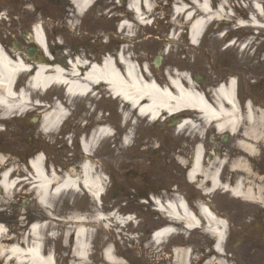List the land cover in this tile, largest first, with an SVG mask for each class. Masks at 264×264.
<instances>
[{"label":"flooded vegetation","instance_id":"obj_1","mask_svg":"<svg viewBox=\"0 0 264 264\" xmlns=\"http://www.w3.org/2000/svg\"><path fill=\"white\" fill-rule=\"evenodd\" d=\"M234 1L150 0L152 13L146 16L153 17L155 25L130 33L124 28V24L133 18L127 13V0H0V53L8 61L21 62L31 68L30 72L14 75L9 87L15 95L29 93L27 84L38 63L50 67L60 65L67 80H80L90 67L100 66L106 57L115 60L116 56H123L130 60L132 51L154 49L163 52L167 48L173 50V54L160 59L162 70L168 73L165 66L174 65L175 74L188 73L195 81L192 89L195 95L213 110H225L239 121L235 135L226 131L219 134L215 123L205 121L201 112L184 108L182 116L189 117L195 129L185 130L178 141L171 127H163L161 132L165 135L158 140L153 152L158 163L155 159L149 164L158 166L160 173H166L174 183L169 187L157 183L147 185L140 167L136 171H122L123 178L133 174L141 180L143 184L138 187L141 196L152 192L170 193L183 187L180 192L190 207L205 205L215 217L226 219L227 239L221 246L223 255L215 251L214 239L200 238V242H195L198 239L194 237L191 245L194 264H203L207 260L217 264L220 261L217 256L224 257L225 264H264V130L258 141L247 140L244 130L248 113L264 120V32L260 37L254 33L249 21L254 13L250 0L242 3L244 8L235 5ZM202 2L207 4L205 15ZM181 7L183 9L178 11ZM140 10L144 13L143 6ZM196 18L205 19V24L193 32L191 25ZM143 63L144 60L137 59L135 65L141 67ZM147 65L153 68L154 76H161L155 73V65ZM114 66L122 70L123 65L114 62ZM231 79L234 86L229 91ZM221 88L231 94L234 108L224 99ZM91 90L88 97H70L64 101L68 117L61 132L72 138L71 143L76 149L105 121L102 89L92 86ZM6 91L7 87L1 83L0 95L4 98ZM35 96L37 103V93ZM108 104L111 128L117 129L120 136L115 145L121 146L124 139L121 120L114 118L121 104L117 100ZM39 123L40 118L32 123L33 126H26L23 116L3 115L0 110V152L15 158L14 168L19 169L21 176L30 177L29 159L42 146ZM171 141H174V147H170ZM243 142L246 146L239 147ZM150 144L149 141L131 142L133 147L146 145L144 149L151 147ZM198 146L203 153L200 174L188 182L187 174L194 166ZM168 155L171 156L169 160ZM248 185L251 196L246 201L241 195L233 197L227 192L238 187L244 193L243 188ZM30 189L24 184L16 189L18 194L14 195L9 212L0 213V226H6L10 237L19 242L23 237L27 238V230L35 224L39 229L41 257L51 256L52 264L74 263L72 245L71 248L68 245L65 230L56 229L53 235L46 214L37 207L33 194L28 193ZM25 194L28 197L24 198ZM219 199L222 201L216 205ZM227 200L235 203L220 209L221 203ZM246 216L249 217L247 226L243 225ZM152 229L144 228L147 245ZM237 234L241 241L237 242ZM26 243H29L28 238ZM19 244L23 246L24 242ZM169 248L162 254L169 252ZM97 255H93L92 261L99 262L101 254L98 252ZM0 264L5 263L0 260ZM146 264L158 263L148 259Z\"/></svg>","mask_w":264,"mask_h":264},{"label":"bare ground","instance_id":"obj_2","mask_svg":"<svg viewBox=\"0 0 264 264\" xmlns=\"http://www.w3.org/2000/svg\"><path fill=\"white\" fill-rule=\"evenodd\" d=\"M137 1L138 0H129V6L132 10H136ZM143 4L147 10L150 9L147 0H144ZM201 26L202 21H198L195 23L194 29ZM255 26L264 28V25L261 26L256 24ZM26 70L27 68L25 69L24 65L8 61L0 53V83L5 84L6 87H9L17 72H23ZM123 71L124 74L121 76L119 72L112 68L110 61L105 60V63L100 68L94 66L90 68L89 73L86 75V78H84V82L105 84L110 95L117 96L120 101L126 103L131 110L136 112L137 115L144 120L149 119L151 121H157V119L165 113L168 115H177L178 110L183 103L189 106H197L201 110H204L201 104L197 105L196 100L191 95L184 97L181 93V88L178 86L177 80H171L169 88L162 89L158 88L153 83H148V81H141L138 78V73L135 69L128 64L124 65ZM64 81V74H62L59 68L46 69L44 67H39L35 77L29 79L27 86L28 88L33 87L44 91L53 84H62L66 85L67 93L69 95H84L88 90L86 85L78 84L76 81H73L72 84L65 83ZM8 96L10 97L11 94L8 93ZM12 97L14 102L12 106L7 105V101L0 98V109L4 112H6V110L14 109L16 114L24 113V115H27L29 108H27L28 100L26 97L24 95H21V97H18L17 95ZM208 113L209 116L215 117V113L211 110L208 111ZM63 116L64 112L61 107H55L53 110L45 111L41 117L42 131L50 132L51 130H55L60 121L64 118ZM232 124L234 125L232 120L225 118L221 126L219 124V129L224 125L231 128ZM109 134L110 131L108 129H99L93 135L92 143L96 141V139L108 136ZM83 148L85 153L91 155L90 148L87 146H83ZM197 154L195 170L191 172V176H193L194 172L198 169L197 163L200 158V153ZM80 169L79 172L74 170L73 173L59 178L53 171L49 173L44 171L41 167V160L35 159L31 162V181L34 183V190L37 193L38 203H40L42 207L44 206L45 208L50 209L53 203V196L58 197L68 192L79 193L80 189L87 190L93 201L99 199L103 193L104 180L88 162L84 163ZM10 176L11 172L9 171L2 176L0 181V187L6 194H10L17 184L14 180H10ZM233 192L234 195H240L237 188L234 189ZM166 208H168L167 216L169 219L175 220L173 221V224H176V227L179 228L180 226H183L186 229L193 230V228L200 226V228L216 234V238H218L219 242L223 240L220 221L211 216L206 208H200V216L205 219L204 225L201 224L197 218L192 216L181 199H174L167 204ZM104 219L105 218H100L95 222L102 223ZM76 222L79 225L74 226L73 224H76ZM84 222V219L77 216L71 219L73 228L70 234L73 237V255H75V258L78 260L77 264H84L85 259L88 257L87 253L89 244H87V241L89 240L90 233L89 229L83 225ZM36 230L37 227L34 226L32 232H35ZM177 230L179 229H162L161 232L154 235V243L162 244V242L167 241L166 238L171 239L177 233ZM2 235H4V229L1 227L0 239ZM32 240L33 243L30 245L31 247L23 250L15 246L8 248L2 247L0 248V255L8 257L10 261H14L17 264H50V258H44L40 255L41 246H39L38 237H33ZM187 256L188 253L186 251H176V263L187 264L188 261H185ZM105 259L108 264H123L121 261L119 262L113 259L108 252L105 253Z\"/></svg>","mask_w":264,"mask_h":264},{"label":"rangeland","instance_id":"obj_3","mask_svg":"<svg viewBox=\"0 0 264 264\" xmlns=\"http://www.w3.org/2000/svg\"><path fill=\"white\" fill-rule=\"evenodd\" d=\"M234 2H235V5L239 4V6L243 8L244 6L242 5V3L247 2V0L245 1L235 0ZM50 94H53V93H50ZM40 104L42 105V107H44L43 109L49 106L48 105L49 103H46L45 100H43V97L41 98ZM107 106L109 105L106 104V107ZM119 114L123 116V118L124 116H129L128 111H124V109H122L121 112L119 111ZM33 117H36V115L31 116L29 118L32 119ZM144 130H145L144 131L145 133L151 132L150 129L147 127L144 128ZM159 134L161 135V137L165 135L164 132H159ZM159 134L157 133V135H147V136L148 138H157ZM43 138L45 139V140L43 139L45 156H46V160L49 162V163L46 162L47 171H48L47 166L51 165L53 166V169L56 171L58 177L61 178L63 177L64 174H70V173H73L74 170H77L75 167L71 168L70 170L65 169L64 167H62L61 163H59V160H58L59 157L55 155L54 149L52 146L53 144L52 142L54 141L52 133L48 135H44ZM173 142L171 141L170 147H174ZM110 153L111 151H108V150L100 151L99 158L94 163V169L106 181L104 192H103V194H105V192L106 194L105 196L103 195L101 197V199L99 200L100 203L91 201V199L87 196V194H85V192L81 190H80L81 191L80 193L68 192L58 197L53 196V203L50 209L48 210V212L51 214V218L53 219L56 212L62 211L64 214L63 216H60L59 218L60 224H62V226H59L56 224H49V223H47V225H49L50 230L53 232V235H55L56 229H64V230L66 229V233L68 235H65V237L67 238L68 236L71 235L70 233L72 232L73 225L74 226L79 225L77 224V222L76 224H73V225L71 223V219L77 216L85 220L83 225L85 227L88 226L91 241H95L96 243H98L102 239V236L105 234L111 242L113 240L115 241L117 245L116 248H118V251L122 253L123 256L134 261L135 264H146L144 263V261L148 259L149 252L151 254H155V256H157V259H159V255L161 251H157V250L155 251L154 249L155 247L159 248L162 246H156L155 244H153L154 242L153 243L151 242L148 246H145V244H147V241H145L146 237L141 236V233H142L141 230H142V226L144 222H146L147 220L149 221V223L147 224L149 228H153V226L151 225H156L157 228H159L161 227V224L163 222L160 221L158 217H157L158 219L155 218L154 211L152 210H150L147 213L141 214L140 211L137 210L136 208L137 206H139V204H141V201L140 203H138L137 199H135L134 197L133 198L128 197L129 195H133L132 192H128L131 190L129 189V185L137 187V185L141 183V180L139 178L138 179L134 178L133 174L130 177L123 178L122 174L116 177L118 172H114L112 177L113 178L116 177V180L115 182L113 181V188L116 191H120V190L127 191L129 194L126 196L127 198L126 197L122 198L118 193V197L113 199V194L110 192V189L108 188L110 184V179L108 178V174L106 172H107V168H112L116 170V163H112L110 160L107 159L106 154H110ZM59 154L63 155V152ZM144 154H146V156H143V157L136 155L138 158L135 160H132V163L129 164L126 171L127 170L136 171L137 167H140L141 171L144 172L142 175L143 181L146 182L147 185H149L150 183H157L161 185H168L167 187H169L171 184H173L174 183L173 178L167 176L166 173L164 172L160 173V171L157 169L158 166L154 167V166L149 165L150 163L153 164L155 159H156V163H158L157 156L149 152L148 150L145 151ZM66 156L71 157L69 154H66ZM74 157L75 155H73V158ZM167 159L168 160L171 159V156L167 157ZM8 160L9 159H6L7 162H9ZM1 163L2 162H0V164ZM170 178L172 179V181L169 183L168 181L171 180ZM176 182L178 183V179H176ZM176 185L179 187L182 186V185L180 186L179 184H176ZM182 188L183 187H181V189L177 188L178 192H180ZM9 198H10L9 194L5 193L1 195L0 204L3 205L4 202L6 201L8 202ZM160 198L169 201L171 199H174L175 196L171 192L170 193L165 192L160 195ZM221 201L222 199L217 200L216 205H218ZM232 203L234 204L235 202L227 200V201H224V203H221L219 207L220 209H225V208H228L230 204ZM128 205H134V207L129 208ZM235 205H237L238 207H241L238 204H235ZM241 208L246 209L248 207H241ZM100 218H105L102 223L95 222L97 221V219H100ZM248 219H249L248 216L244 218L243 225L247 226V224H249ZM127 220L131 221V223H129L128 227L121 228L118 223L124 225L125 227V223L128 222ZM97 226L98 228L96 229L95 227ZM26 233L24 234V236L26 235ZM238 234L236 235V237L238 236ZM26 236L30 243V237L28 235ZM60 238L62 237H58L57 239H60ZM180 240L181 242L184 241L182 238ZM238 241H241L240 236L237 237V242ZM195 242H200V241L195 240ZM192 243L193 241H191V244ZM68 245L71 248V245L73 244L68 243ZM183 245H190V243L185 242ZM10 264H15V263L13 262ZM203 264H209L208 260L206 261V263H203Z\"/></svg>","mask_w":264,"mask_h":264}]
</instances>
